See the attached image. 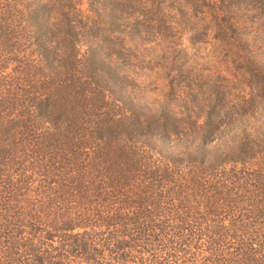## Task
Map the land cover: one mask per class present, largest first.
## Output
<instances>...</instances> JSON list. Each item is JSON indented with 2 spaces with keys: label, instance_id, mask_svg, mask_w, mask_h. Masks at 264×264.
Returning a JSON list of instances; mask_svg holds the SVG:
<instances>
[{
  "label": "rangeland",
  "instance_id": "rangeland-1",
  "mask_svg": "<svg viewBox=\"0 0 264 264\" xmlns=\"http://www.w3.org/2000/svg\"><path fill=\"white\" fill-rule=\"evenodd\" d=\"M109 3L107 0H0V124L4 126L8 122L11 127L12 123L14 150L0 166V185L19 188L17 201L28 199L31 204H38L39 188L53 182L44 172L50 171V164L42 170L39 165L46 166L40 162L43 156L36 157L31 152L35 139L48 133L50 127L48 118H37L31 100L34 87L37 96L46 95L42 87L49 74L42 61L46 52L51 53L57 86L65 89L56 103L65 116L81 122L75 142L82 160L72 165L74 170L88 167L83 154H93L96 150L98 141L94 134L107 117L120 120L133 115H168L178 121L180 133L161 137L155 128L153 132L136 136L132 142L121 143L127 153L137 154L133 163L139 171L137 178L130 181L132 186L142 182L146 185L150 180L158 182L160 176L150 179L146 172L165 169L173 178L169 176L172 182L169 187L189 188L185 182L192 177L186 174L197 170L196 180L202 190L215 185L220 196L217 200L221 205L214 219L239 221L242 213L248 214L247 204L252 194L246 183L260 167L264 168L263 155H257L248 164L214 165L213 160L218 152L226 154L231 150L234 136L239 138L244 133L260 131L264 137V10L258 14L222 0H163L161 24L146 21L139 26L140 32L132 35L126 24L136 18L134 15L124 20L126 24L120 22L123 25L119 32L108 27L105 13ZM117 40L120 58L118 53L108 52L109 45ZM93 56L98 65L92 68L87 62ZM105 65L111 69L110 73ZM253 98L260 103L259 111L250 107ZM67 103L77 105V109L71 111ZM211 117L210 121H219L217 130L211 131L212 140L207 143L206 151L211 159L198 167L189 153L193 154L198 147L203 125ZM33 121L40 127L39 131H35ZM257 150L264 151V147ZM46 156L52 162L54 152L49 150ZM259 161L261 165L257 164ZM88 182L89 179L84 181L86 186ZM6 190L8 194L10 189ZM163 196V207L180 205ZM71 199L73 202L66 207L69 210L56 203L52 213L70 214L73 210L75 214L90 216L97 212L96 205L79 206L74 197ZM94 199H90L91 203ZM23 203L16 211L30 213L29 206ZM39 206H33V210ZM154 213V218L167 221L166 216L158 218L159 212ZM26 237L29 234L24 233L22 238ZM172 246L166 240H154L149 245L156 252ZM20 249L17 257H25L24 249Z\"/></svg>",
  "mask_w": 264,
  "mask_h": 264
},
{
  "label": "trees",
  "instance_id": "trees-1",
  "mask_svg": "<svg viewBox=\"0 0 264 264\" xmlns=\"http://www.w3.org/2000/svg\"><path fill=\"white\" fill-rule=\"evenodd\" d=\"M107 1L110 2L105 13L108 27L117 32L123 25L120 22L126 24L124 20L131 19L133 15L136 18L126 24L132 35H137L139 26L146 21L157 26L162 22L163 0ZM222 1L231 6H245L258 14L264 10V0ZM117 43L118 40L113 41L114 46L109 45L108 52L118 53L120 58ZM50 55L44 52L42 57L49 70L47 83L42 86L46 91L45 98L37 96V87H34L31 98L37 118H48L50 127L48 133H42L35 139L31 152L36 157L43 156L40 162H45L46 166L40 164L42 170L50 164V171L44 172L48 179L52 177L50 180L53 182L39 188L41 199L38 204H31L28 199L17 201L19 188L0 185V264H264V168L260 167L246 183L252 193L248 196V214L242 213L239 221L232 222L227 218L214 219L216 209L221 205L217 200L220 196L215 185L210 190H202L196 180L197 170L186 174L192 177L185 182L189 188L169 187L172 175L165 169L146 172L150 179L160 176L158 182L150 180L146 185L142 182L132 186L130 181L137 178L136 172L139 171L133 163L137 154L127 153L121 143L132 142L136 136L153 132L155 128L161 137L181 131L178 121L168 115H133L126 120L107 117L102 121L94 134L98 141L96 150L93 154H83L88 167L74 170L72 165L82 160L80 147L75 142L81 122L65 116V111L60 110L56 103L60 93L65 94V89L57 86V73ZM94 58L87 62L92 68L98 65ZM105 67L110 73L109 66ZM262 91L264 99V85ZM70 96L71 91H68ZM79 97L82 98L83 94ZM259 105L256 99L251 100L253 110L259 111ZM72 106L69 107L71 111L77 109V105ZM210 119L212 117L203 125L198 147L193 154L189 153V156L193 155L192 163L198 167H203V163L211 159L210 152L206 151L207 143L212 140L211 131L217 130L219 121ZM4 124H0V166L14 151L10 135L13 125ZM32 124L35 131H39L37 123L33 121ZM261 135L258 131L257 134L244 133L239 138L234 136L231 150L226 154L218 152L214 165L222 162L248 164L259 154L263 155L264 164V151L257 150L264 147ZM49 150L54 152L52 162L46 156ZM257 164L261 165V162ZM86 179H89V186L84 183ZM6 189H10L8 194ZM47 194L56 198L52 199ZM86 194H90L89 197ZM150 195L156 198H148ZM163 195L180 205L163 207ZM71 197L79 206L85 203L96 205L97 212L90 216L75 214L73 210L70 214L52 213L56 203L69 210L66 207L73 202ZM91 198H95L92 203ZM23 202L29 206L30 213L16 211ZM108 202L110 205H106ZM38 205L40 208L33 210V206L36 208ZM154 212H159L158 218L166 216L167 221L154 218ZM167 228H171L169 232ZM80 230L82 232H78ZM24 233L29 237L22 238ZM154 240H166L173 246L159 248L161 252H156L149 247ZM4 244L9 246L4 247ZM20 248L24 249L25 257H17L22 250Z\"/></svg>",
  "mask_w": 264,
  "mask_h": 264
}]
</instances>
